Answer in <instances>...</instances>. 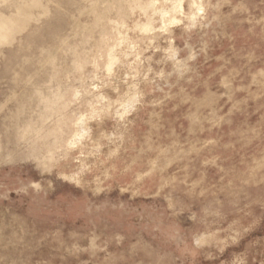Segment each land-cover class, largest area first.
Masks as SVG:
<instances>
[{
	"label": "rangeland",
	"instance_id": "1",
	"mask_svg": "<svg viewBox=\"0 0 264 264\" xmlns=\"http://www.w3.org/2000/svg\"><path fill=\"white\" fill-rule=\"evenodd\" d=\"M0 264H264V0H0Z\"/></svg>",
	"mask_w": 264,
	"mask_h": 264
}]
</instances>
